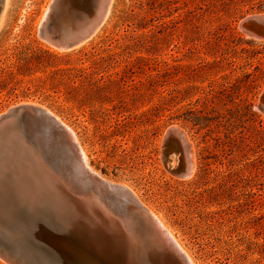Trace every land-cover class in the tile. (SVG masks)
I'll return each mask as SVG.
<instances>
[{"label": "rangeland", "instance_id": "rangeland-1", "mask_svg": "<svg viewBox=\"0 0 264 264\" xmlns=\"http://www.w3.org/2000/svg\"><path fill=\"white\" fill-rule=\"evenodd\" d=\"M54 1L6 2L0 66L14 63L21 75L9 79L17 97L0 95V117L29 104L59 117L88 165L151 209L194 264H264V40L239 28L264 10L208 7V0H112L99 29L67 50L42 33ZM41 49L60 58L29 63ZM93 51L95 58L76 54ZM171 127L192 144L188 178L166 167ZM174 157V166L183 162L181 153ZM65 246L28 241L49 264H74L72 255L81 253ZM0 264L11 263L0 257Z\"/></svg>", "mask_w": 264, "mask_h": 264}, {"label": "water", "instance_id": "water-1", "mask_svg": "<svg viewBox=\"0 0 264 264\" xmlns=\"http://www.w3.org/2000/svg\"><path fill=\"white\" fill-rule=\"evenodd\" d=\"M3 8L4 0H0V16ZM53 27L50 21L47 32L42 29L44 38L47 33L62 41L64 35ZM239 28L252 39L264 40V13L245 17ZM79 45L74 41L66 48ZM260 108L264 111V94ZM174 134L172 129L166 132L164 161L171 173L188 178L182 159L173 166L174 156L180 152ZM123 191L85 167L72 135L50 113L21 105L0 118V257L9 263L49 264L31 252L28 241L43 248L46 241L40 230L51 227L56 233L61 229V238L73 246L78 245L80 232L93 235L110 264H191L168 242L155 218ZM49 196L73 199L81 207L80 228L51 213ZM32 201L40 209L35 221L34 214L26 213ZM52 245L58 248L57 242ZM77 257L73 254L70 263L83 264Z\"/></svg>", "mask_w": 264, "mask_h": 264}, {"label": "bare ground", "instance_id": "bare-ground-1", "mask_svg": "<svg viewBox=\"0 0 264 264\" xmlns=\"http://www.w3.org/2000/svg\"><path fill=\"white\" fill-rule=\"evenodd\" d=\"M7 0H4V8L0 16V23L3 16V13L5 11ZM112 0H88L86 3L81 0H55L52 3V6L50 8V11L48 13V19L45 24H43L42 29L47 32V26L49 25L50 21H53V28L57 32H61V35H64V39L61 40H54L51 36H49L47 33H45L46 39L51 40L55 45H59L60 47H68V45L74 41H78V44L84 43L87 39H89L101 26L102 22L106 19L110 6H111ZM86 7H89L91 10L84 11ZM88 8V9H89ZM52 45V44H51ZM67 49V48H66ZM60 50V49H59ZM68 50V49H67ZM26 106V105H25ZM35 108L40 107L36 105H27ZM46 112H48L45 109H42ZM12 111V110H11ZM10 112V111H9ZM8 112V113H9ZM50 113V112H48ZM51 114V113H50ZM7 115V114H6ZM53 116V114H51ZM55 115V114H54ZM5 116V115H4ZM3 117V116H2ZM55 118V116H53ZM1 118V117H0ZM61 125L67 129V131L72 135L74 142L77 144L78 140L76 138V135L74 134L73 130L68 127L65 122H63L59 117L56 116L55 118ZM170 129L175 131L174 134V145L177 146V148H180V152L183 155V162L182 165L187 169L188 174L187 176H190L194 172V152L192 149V144L190 145L187 141V135L186 133L180 131L179 128H173ZM78 145V144H77ZM79 151L81 153L83 162L85 167L92 171L99 179H103V177L95 170L91 168V166L88 165V158L86 157L85 151L82 149L80 145H78ZM175 158V157H174ZM177 158V157H176ZM173 159V158H172ZM179 159V158H178ZM181 159V157H180ZM175 160V159H173ZM175 164V162L173 161ZM173 164V166H174ZM105 181V180H103ZM106 183L120 187L124 191H128L133 196V199L137 201L150 215H152L157 223L159 224L162 231L165 233V238L168 240V242L171 245H175L188 259V261L191 264H194L192 258L189 256V254L180 246L176 238L173 236V234L170 232V230L167 228V226L164 224V222L148 207H144L134 196V194L127 189L126 187L122 185H118L115 183H111L108 181H105ZM123 191V192H124ZM126 193V192H125ZM136 195V194H135ZM138 197V196H137ZM48 198V197H47ZM58 200V201H57ZM49 204H51L52 210L51 213H54V216L63 217L65 220L70 221L72 226L75 229L80 228L79 225H81V215L79 214L78 210L80 211L81 207L75 205V201L73 199H58L52 196H49L48 198ZM134 204V203H133ZM146 206V205H145ZM39 205H37L36 202L32 201L29 204V208L27 210V214H34V218H32L33 221L36 220L37 215L39 211ZM82 215L87 216V213L85 212L81 213ZM29 218V217H28ZM60 219V218H59ZM52 228H44V230H40V234L43 235L45 238L44 240L47 241L49 238L52 242H57V246H65L64 242L66 243V248H76L79 250V253H81L80 259L83 264H110L109 260L107 261L106 255L101 254L99 248L96 246V243L94 241V236L91 234H84V232H80L79 236L77 237V240L79 242L78 245L73 246L69 243V241L65 240L64 238H61L62 236V230H59L56 228V231L58 230V233L54 232L55 230H51ZM63 229V228H62ZM64 237V236H63ZM63 240V244L59 241ZM67 241V242H66ZM105 257V258H104ZM79 259V261H80ZM85 261V263H84Z\"/></svg>", "mask_w": 264, "mask_h": 264}, {"label": "trees", "instance_id": "trees-1", "mask_svg": "<svg viewBox=\"0 0 264 264\" xmlns=\"http://www.w3.org/2000/svg\"><path fill=\"white\" fill-rule=\"evenodd\" d=\"M208 7H215V8H234V7H248V12L258 10L262 11L264 10V0H208V4H206ZM79 55V60H83V58H95L97 51L93 52H87L82 53L78 52L76 53ZM70 55V54H69ZM68 55V56H69ZM44 57H53V58H60L57 54L49 51V50H39L38 52H33L30 57H28L29 63L34 64L35 62L39 63L38 61L43 60ZM100 61L104 62L106 61L105 58L101 57ZM73 70L78 73H86L88 75L91 74L90 67H81L77 68L74 67ZM61 72L63 70H58V72ZM21 75V70L18 68L16 64H12V66H0V95L3 91H7L8 96L9 95H15L17 97V94H15L14 89L9 86V79L15 78L16 75ZM107 79L106 76H101L100 80L105 81ZM72 90H76V87L71 86Z\"/></svg>", "mask_w": 264, "mask_h": 264}]
</instances>
